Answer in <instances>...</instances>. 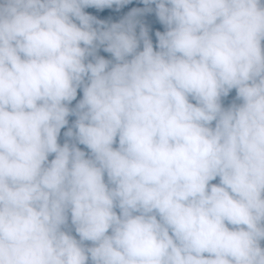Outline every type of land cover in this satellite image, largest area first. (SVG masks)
I'll use <instances>...</instances> for the list:
<instances>
[{
  "label": "clouds",
  "instance_id": "1",
  "mask_svg": "<svg viewBox=\"0 0 264 264\" xmlns=\"http://www.w3.org/2000/svg\"><path fill=\"white\" fill-rule=\"evenodd\" d=\"M132 3L0 0V264H264V0Z\"/></svg>",
  "mask_w": 264,
  "mask_h": 264
},
{
  "label": "trees",
  "instance_id": "2",
  "mask_svg": "<svg viewBox=\"0 0 264 264\" xmlns=\"http://www.w3.org/2000/svg\"><path fill=\"white\" fill-rule=\"evenodd\" d=\"M133 7H144L142 4L138 3V0H133V3L130 5L125 6L120 10V12H114L113 10L105 9L101 12H97L95 9H85L86 12H89L91 14H94L97 16L98 19H104V20H110L111 22H118L119 19L123 18ZM115 8V6H113ZM141 22L145 24L146 27L149 28V35L153 41V44L155 46L156 44V37H155V32L156 31H164L163 25H161L158 20L155 18L154 13H147L143 17L140 18ZM139 31V28L137 29ZM103 55L106 59H110L111 56L110 54L104 53L101 51L100 53ZM82 96V93H78L77 99H79ZM235 96V90L230 94L228 98L225 99L224 104L225 106H228L232 99ZM75 101L73 102V105H75ZM75 117H69V126H71V123L74 121ZM67 131V127L65 129L61 130V137H60V143L63 144L64 142V136L63 133ZM83 149V146H80ZM86 150V149H85ZM52 157H50L51 159ZM213 183H218L217 181H213Z\"/></svg>",
  "mask_w": 264,
  "mask_h": 264
}]
</instances>
